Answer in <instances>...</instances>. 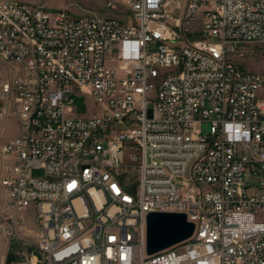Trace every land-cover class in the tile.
Here are the masks:
<instances>
[{"label": "built area", "instance_id": "obj_1", "mask_svg": "<svg viewBox=\"0 0 264 264\" xmlns=\"http://www.w3.org/2000/svg\"><path fill=\"white\" fill-rule=\"evenodd\" d=\"M180 3L0 0V120L20 122L1 186L8 210H34L43 255L26 264H264V72L230 57L264 44V0ZM77 93L96 109L78 116ZM153 212L193 236L147 255Z\"/></svg>", "mask_w": 264, "mask_h": 264}, {"label": "rangeland", "instance_id": "obj_2", "mask_svg": "<svg viewBox=\"0 0 264 264\" xmlns=\"http://www.w3.org/2000/svg\"><path fill=\"white\" fill-rule=\"evenodd\" d=\"M17 2L39 5L50 12L69 10L74 15H80L83 9L88 8L102 15H115L105 8L104 0L77 1V0H12ZM186 0H181L180 7L175 6L177 14L184 11ZM196 38V35L195 37ZM232 60L245 70L252 72H264V44H249L241 46L234 54ZM74 108L78 116H86L88 108L96 109L90 98L84 94L74 95ZM20 130V122L15 115L0 120V264H26L34 255L39 261L43 260L42 253L38 250L40 229L34 210L17 213L6 208L5 194L1 186V177L6 160L1 153L4 143L15 137ZM34 177H42L43 170H33ZM23 217L20 223L14 221ZM10 230V234H9Z\"/></svg>", "mask_w": 264, "mask_h": 264}, {"label": "water", "instance_id": "obj_3", "mask_svg": "<svg viewBox=\"0 0 264 264\" xmlns=\"http://www.w3.org/2000/svg\"><path fill=\"white\" fill-rule=\"evenodd\" d=\"M146 253L153 255L188 241L195 225L183 213L153 212L147 215Z\"/></svg>", "mask_w": 264, "mask_h": 264}, {"label": "crops", "instance_id": "obj_4", "mask_svg": "<svg viewBox=\"0 0 264 264\" xmlns=\"http://www.w3.org/2000/svg\"><path fill=\"white\" fill-rule=\"evenodd\" d=\"M174 7H175V6H173V7L171 8V10H172V12H174L175 14H177L176 9L173 10ZM181 14H182V13H181ZM202 23H203V21H202V15H200L197 19L191 21V24H190L191 32H192V33H195V34H198V33L201 31ZM19 134H20V130H19V132L17 133V135H16L15 137H17ZM15 137H13V138H15ZM13 138H12V139H13ZM10 140H11V139H10Z\"/></svg>", "mask_w": 264, "mask_h": 264}, {"label": "bare ground", "instance_id": "obj_5", "mask_svg": "<svg viewBox=\"0 0 264 264\" xmlns=\"http://www.w3.org/2000/svg\"><path fill=\"white\" fill-rule=\"evenodd\" d=\"M19 107H26V100H19Z\"/></svg>", "mask_w": 264, "mask_h": 264}]
</instances>
